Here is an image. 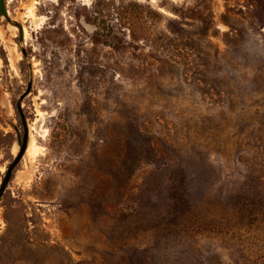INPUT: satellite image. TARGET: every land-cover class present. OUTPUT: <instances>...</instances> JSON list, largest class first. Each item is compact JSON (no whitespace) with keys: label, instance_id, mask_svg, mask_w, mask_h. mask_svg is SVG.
Returning <instances> with one entry per match:
<instances>
[{"label":"rangeland","instance_id":"374dc122","mask_svg":"<svg viewBox=\"0 0 264 264\" xmlns=\"http://www.w3.org/2000/svg\"><path fill=\"white\" fill-rule=\"evenodd\" d=\"M6 10L0 264H264V0Z\"/></svg>","mask_w":264,"mask_h":264},{"label":"water","instance_id":"95a60500","mask_svg":"<svg viewBox=\"0 0 264 264\" xmlns=\"http://www.w3.org/2000/svg\"><path fill=\"white\" fill-rule=\"evenodd\" d=\"M0 21H7L9 23H13L16 24L19 30V43L22 49V53L24 55V57L27 59L28 61V57L26 54V51L23 47V30H22V26L14 19H11L8 16L7 10H6V0H0ZM29 62V61H28ZM29 65V81H28V85H27V89L26 91L23 93V95L20 97V99L17 101V110L20 114L21 117V123H22V127H23V137L21 140V143L19 145V149H18V153L16 154V156L14 157V159L12 160V162L8 165V167L6 168V171L4 173V176L1 180L0 183V200L1 197L7 187L8 182L10 181L11 178V174L13 169L16 167V165L21 161L22 157L24 156L27 146H28V140H29V131H28V126L26 123V119L22 113L21 110V102L23 100V98L28 95V93L30 92V89L32 87V83H33V74H32V68L30 63H28Z\"/></svg>","mask_w":264,"mask_h":264},{"label":"bare ground","instance_id":"6f19581e","mask_svg":"<svg viewBox=\"0 0 264 264\" xmlns=\"http://www.w3.org/2000/svg\"><path fill=\"white\" fill-rule=\"evenodd\" d=\"M33 15V14H32ZM30 17V16H29ZM33 17V16H32ZM15 31H17V30H15ZM39 128V127H38ZM32 145H33V143H32ZM30 151V150H29Z\"/></svg>","mask_w":264,"mask_h":264}]
</instances>
